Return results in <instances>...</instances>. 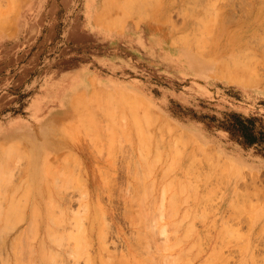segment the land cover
<instances>
[{"label":"rangeland","instance_id":"1","mask_svg":"<svg viewBox=\"0 0 264 264\" xmlns=\"http://www.w3.org/2000/svg\"><path fill=\"white\" fill-rule=\"evenodd\" d=\"M127 1L0 0V259L264 264V0Z\"/></svg>","mask_w":264,"mask_h":264},{"label":"bare ground","instance_id":"2","mask_svg":"<svg viewBox=\"0 0 264 264\" xmlns=\"http://www.w3.org/2000/svg\"><path fill=\"white\" fill-rule=\"evenodd\" d=\"M121 1H123L124 2V0H121ZM134 1V0H133ZM151 1H153V0H151ZM203 1V0H202ZM107 2H108V0H105V5L107 4ZM126 2V1H125ZM124 2V3H125ZM132 3V1H130V0H128L127 1V5H128V3L129 4H131ZM135 2H136V0H135ZM134 2V3H135ZM142 2V1H141ZM147 2V3H146ZM146 2L143 0V4H147V6H144V7H142V5H141V3H139L138 2V4H140V9L138 8L136 11L138 12L139 10L142 12V9L141 8H143V9H145L146 10V8H148V4H150V3H148V1L146 0ZM149 2H150V0H149ZM155 2V1H154ZM204 2H205V0H204ZM113 3H114V1H113ZM136 4V3H135ZM110 5V4H109ZM117 5V4H116ZM116 5H113L114 6V9L117 7ZM119 5V4H118ZM126 5V6H127ZM157 5V4H156ZM125 6V5H124ZM123 6V8H122V10L124 9V11H127L128 12V9L130 10V7L131 6H133V5H128V7H124ZM139 6V5H138ZM105 7H107V5L105 6ZM122 7V6H121ZM149 7H151V6H149ZM108 8V7H107ZM107 8H105L104 10H106ZM128 8V9H127ZM136 8V7H135ZM135 8H133V10H135ZM110 9V7L107 9V10H109ZM125 9H127V10H125ZM104 10H101V12L98 14V17H100V16H102V17H100V18H102V20H105L106 18H105V13L107 14L108 13V11H104ZM116 10V9H115ZM132 10V9H131ZM145 10H143L144 12H145ZM104 11V12H103ZM110 11H112V3H111V10H109V13H110ZM123 11V12H124ZM150 10H148V12H149ZM116 11H114L113 10V14L115 13ZM127 12H124L125 13V15L123 14V16H128V13ZM132 12V11H131ZM136 12V13H137ZM142 13L143 14V17H144V15H146V13ZM101 13H103L102 15H101ZM108 13V14H109ZM117 13H119V10H118V12ZM130 13V12H129ZM139 14H140V12H138ZM108 14H107V19L105 20V26H106V24H108ZM112 14V13H111ZM111 14H109V15H111ZM132 14H134L133 12H132ZM139 14H137V16H136V14H134L136 17H138V15ZM217 14V13H216ZM100 15V16H99ZM117 15V14H116ZM131 15V14H130ZM112 16V15H111ZM114 16V15H113ZM119 16H120V14H119ZM121 16H122V14H121ZM133 16V15H132ZM147 16V15H146ZM130 17V16H129ZM141 17V16H140ZM96 18V17H95ZM94 18V19H95ZM99 18V19H100ZM114 18V17H113ZM112 18V19H113ZM125 18V17H124ZM212 18V17H211ZM217 18V17H216ZM99 19L98 18H96L95 20H98L99 21ZM101 20V19H100ZM124 20V19H123ZM135 21H137L136 19H135ZM226 21V20H225ZM101 22V21H100ZM99 22V23H100ZM104 22V21H103ZM133 22H134V20H133ZM97 23V22H96ZM112 24H116L117 23V20H113L112 22H111ZM207 23H208V21H207ZM209 23H211L210 21H209ZM213 23V22H212ZM211 23V25H213ZM102 24V25H103ZM108 25H110V24H108ZM107 25V26H108ZM111 26V25H110ZM109 27V26H108ZM121 27V26H120ZM211 27V26H210ZM110 28V27H109ZM112 28V27H111ZM208 30V29H207ZM200 32H202V31H200ZM200 32H199V35H200ZM233 34V33H232ZM198 36V35H197ZM201 37H202V35H201ZM226 38V37H225ZM232 38V37H231ZM210 39V38H209ZM205 40V39H204ZM202 43V42H201ZM230 44V43H229ZM203 46V45H202ZM230 46V45H229ZM205 47V46H204ZM200 49V48H199ZM219 55V54H218ZM223 61V60H222ZM235 61V60H234ZM224 64H225V62H224ZM234 64V63H233ZM236 64V63H235ZM241 64V63H240ZM226 65V64H225ZM232 65V64H231ZM237 65V64H236ZM240 65H238V67H239ZM243 66H245V65H243ZM216 67V66H215ZM228 67V66H227ZM229 67H230V64H229ZM233 67H234V70H236V67L233 65ZM242 67V66H241ZM219 68H220V70H221V66H219ZM224 68V67H223ZM243 68V67H242ZM246 68V67H245ZM247 68H248V66H247ZM231 69H232V67H231ZM248 69H245L244 71H246V72H248L247 71ZM225 71V70H224ZM228 71H229V69H228ZM240 71H241V69H240ZM243 71V72H244ZM223 72V71H222ZM222 72H220V73H222ZM233 72V71H232ZM246 72H245V74H246ZM218 75V74H217ZM226 75H228V74H226ZM250 75V74H249ZM222 76V75H221ZM230 76H232V75H230ZM232 78V77H231ZM246 78H247V76H246ZM245 77H244V79H246ZM233 79V78H232ZM248 79V78H247ZM249 81V80H248ZM250 84V83H249ZM83 103V102H82ZM83 105H84V103H83ZM59 125H61V127L62 128H65L64 127V125L63 124H59ZM56 129H58L57 128V126H48V128H46V130L44 131V132H41V133H39V134H36V136H41V137H43L44 138V143H43V145L42 146H44V149L45 148H47V149H49V148H52V146L56 143V141L54 140V138H53V134H54V132L56 131ZM61 130V129H60ZM38 138V137H37ZM58 142H60V145L61 146H63V147H65L66 146V143L64 142V141H58ZM7 143V142H6ZM26 143V141H23L22 143H20V144H25ZM18 146V145H17ZM16 146V143H15V146L13 145V146H11V147H9L8 149H7V151H6V154H5V156H2V158L0 159V170H1V167H5L4 165L5 164H7L8 162L10 163V161H12V159L10 160V158H11V156H12V154H14L13 153V148H15V147H17ZM35 147H38V146H35ZM43 148V147H42ZM17 149V157H15V158H17L18 159V157L19 158H21V159H26L27 160V158L26 157H28V156H25V151L23 150V149H21V147L20 148H16ZM18 149H21L20 151H18ZM19 152V153H18ZM41 152V150H39L38 148H36L35 149V152H34V155L33 156H29L30 158H31V163H30V166L28 167V170L26 169V172H27V175H26V177L27 176H31L32 178H33V181H37V178H34V176L36 177V175H35V173H37V169L38 170H40L39 171V174L40 173H42L43 175H44V178H42L41 179V182H40V180L38 181V182H40V183H42L43 185H45V187H46V189H48L49 188V186H50V184H52L53 183V179H54V163L55 162H57V161H54V159H53V157H50V156H38L39 155V153ZM15 154H16V152H15ZM19 154H21V156L19 155ZM6 155H8V156H6ZM11 155V156H10ZM1 156V155H0ZM12 158H14V157H12ZM16 159V160H17ZM10 160V161H9ZM8 165V164H7ZM39 165H40V167H39ZM57 165V164H56ZM9 167V166H8ZM20 167H21V164H20ZM40 169H39V168ZM30 169V170H29ZM23 170V169H22ZM22 170L20 171V172H22ZM2 171V170H1ZM30 172L33 174V175H31L30 174ZM1 174V173H0ZM1 176V175H0ZM20 176V175H19ZM2 177H3V175H2ZM4 178V177H3ZM30 178V177H29ZM1 179V178H0ZM5 179V178H4ZM252 182V181H251ZM26 183V182H25ZM25 186H26V184H25ZM24 187V186H23ZM2 189V188H1ZM0 189V190H1ZM5 189V188H4ZM4 191V190H3ZM6 191V190H5ZM28 191H32L31 190V185L30 186H28ZM53 192V191H52ZM2 193V192H1ZM6 193V192H5ZM53 193H55V192H53ZM44 194V193H43ZM0 196H1V194H0ZM47 197V196H46ZM47 198H50L51 199V190H50V195L47 197ZM7 199V198H6ZM4 200V199H3ZM2 201V200H1ZM46 204H47V206L48 207H50V206H52V201H49V199H47V202H46ZM49 204V205H48ZM27 206V205H26ZM38 206L37 205H35V206H33V210H34V212H32V217H34V215L33 214H35V211H36V209H38L37 208ZM48 209H50V208H48ZM47 209V212H46V217L48 216L49 217V220H53L52 219V216H51V211L49 212V210ZM17 211V210H16ZM40 211V213H41V210H39ZM53 211V210H52ZM55 211V210H54ZM3 213V212H2ZM1 213V214H2ZM20 213H22V212H20ZM23 215V214H22ZM24 216V215H23ZM31 216V215H30ZM38 218V217H37ZM48 219V218H47ZM37 220H39V219H37ZM81 220V219H80ZM83 220V219H82ZM35 221V220H34ZM52 222V221H51ZM50 222V223H51ZM54 222V221H53ZM59 222H61V221H59ZM80 222V221H79ZM4 223V222H3ZM10 223V222H9ZM36 223L38 224L39 223V221L37 222L36 221ZM58 223V220L55 222V223H51V224H53V225H56ZM62 223V222H61ZM27 225V224H26ZM30 225V224H29ZM36 225V224H35ZM4 226V225H3ZM2 226V227H3ZM1 227V228H2ZM10 227V226H9ZM53 229V228H52ZM52 229H51V227H50V229H49V232H51L52 234H53V231H52ZM1 230H3V229H1ZM5 230V229H4ZM5 232V231H4ZM2 234V233H1ZM6 234V233H5ZM8 234V233H7ZM6 234V235H7ZM146 234V233H145ZM145 234L143 235V233L141 234V235H143L144 236V238H145ZM33 235V234H32ZM54 235V234H53ZM148 235H150V234H148ZM142 236V237H143ZM146 236H147V234H146ZM1 237V236H0ZM51 237V236H50ZM54 237H55V235H54ZM54 237H52V238H50L51 240H53V239H55ZM58 237V236H57ZM151 237V236H150ZM3 238H5V237H3ZM8 238V237H7ZM59 238V237H58ZM5 240V239H4ZM7 240V239H6ZM55 242L57 241V238L54 240ZM58 241H59V239H58ZM153 241V240H152ZM148 242H150V240L148 241ZM0 243H3L2 242V239H1V242ZM7 243V242H6ZM42 243V242H41ZM63 243V242H62ZM53 244V243H52ZM42 245V244H41ZM65 245V244H64ZM81 245V244H80ZM2 246V245H1ZM5 246V245H4ZM63 247V246H62ZM77 247V246H76ZM79 247V246H78ZM20 248V247H19ZM23 248V247H22ZM4 249V247L3 248H1V250H3ZM26 250V249H25ZM24 250V251H25ZM24 251H23V253H24ZM1 252V251H0ZM22 253V254H23ZM1 254V253H0ZM17 254V253H16ZM21 254V252L19 253V255ZM28 254V253H27ZM149 254V253H148ZM151 254V253H150ZM154 254V253H153ZM152 254V255H153ZM25 255V254H24ZM160 255V254H159ZM13 256V255H12ZM21 256V255H20ZM149 256V255H148ZM151 256V255H150ZM163 256V255H162ZM162 256H160V257H162ZM18 257V256H17ZM25 257V256H24ZM23 257V255H22V258H24ZM26 257H27V255H26ZM25 257V258H26ZM152 257V256H151ZM154 257H155V255H154ZM2 259H3V257H1ZM24 258V259H25ZM88 258V257H87ZM150 258V257H149ZM2 259H0V260H2ZM19 259H20V257H19ZM151 259L152 258H150V261H151ZM154 259V258H153ZM160 259V258H159ZM26 260V259H25ZM155 260H156V257H155ZM154 260V261H155ZM157 260H158V258H157ZM3 261V260H2ZM20 261V260H19ZM24 261V260H23ZM36 261V260H35ZM160 261V260H159ZM7 262V261H6ZM25 262V264H27V262L26 261H24ZM152 262H153V260H152ZM3 264H5V261H3L2 262ZM1 263V264H2ZM20 263V262H19ZM147 263V262H146ZM150 263V262H149ZM156 264V261L155 262H153V264ZM138 264V263H137ZM140 264V263H139ZM151 264V263H150Z\"/></svg>","mask_w":264,"mask_h":264}]
</instances>
